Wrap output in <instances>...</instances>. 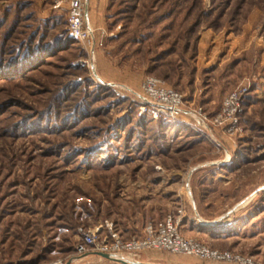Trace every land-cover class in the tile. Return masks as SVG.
<instances>
[{
	"label": "rangeland",
	"instance_id": "1",
	"mask_svg": "<svg viewBox=\"0 0 264 264\" xmlns=\"http://www.w3.org/2000/svg\"><path fill=\"white\" fill-rule=\"evenodd\" d=\"M60 1L0 0V264L68 258L79 227L108 219L139 237L169 215L182 236L264 264V0H106L89 19L94 59L70 40ZM150 76L209 119L248 87L241 130L142 112ZM225 165L214 206L198 205L196 182L210 176L199 169ZM192 201L205 218L232 212L212 234L187 220ZM134 260L227 264L159 251Z\"/></svg>",
	"mask_w": 264,
	"mask_h": 264
},
{
	"label": "built area",
	"instance_id": "2",
	"mask_svg": "<svg viewBox=\"0 0 264 264\" xmlns=\"http://www.w3.org/2000/svg\"><path fill=\"white\" fill-rule=\"evenodd\" d=\"M61 4H64L67 10L66 25L70 39L82 43L88 55L94 59L99 43L89 22L86 0H62L56 7ZM140 89L143 101L140 110L152 114L156 120H178L184 115L191 118L192 129L195 131L206 130L209 123L220 126L226 133L234 134L241 130L238 125L243 98L248 89L246 86L227 93L220 110L210 119L201 109H184L183 96L153 76L145 78ZM180 223L179 218L169 215L161 221L148 223L143 230V236L139 238H123L116 230L115 224L108 219L92 229L79 227L72 256L47 264H78L84 258L93 256L103 260L105 264H135L138 262L134 258L148 251L194 257L213 263L254 264L251 256L244 257L232 251L213 250L201 242L182 236L179 231ZM97 254L109 255L110 259L106 260Z\"/></svg>",
	"mask_w": 264,
	"mask_h": 264
},
{
	"label": "crops",
	"instance_id": "3",
	"mask_svg": "<svg viewBox=\"0 0 264 264\" xmlns=\"http://www.w3.org/2000/svg\"><path fill=\"white\" fill-rule=\"evenodd\" d=\"M86 2H87V14H88L89 19L91 18V15L93 16V18L95 16L96 17L95 19H97L99 16H102V12L105 9L104 6H105L106 0H86ZM95 7L96 8L98 7V8L96 9ZM99 8H100V10H102V12H99ZM94 9H96V12L94 11ZM207 169L210 171H207ZM229 169H232L231 165L221 166L220 168H218L217 166H214V167L208 166V167H202L199 169V170H203L202 171L203 174H208L210 176L201 177L198 180V182H196L197 190H200V191L202 190V192L199 193L200 196L198 197V200H197L198 205H202L205 207L214 206V203H212L211 201H208L207 199L211 195L213 198H215L214 195H216L215 194L216 192L211 194V193H209V190H214V189L218 188L219 183L217 181L219 179L218 178L219 175H217L216 173L219 171L224 172L225 170H229ZM231 171H233V170H230V172ZM220 177H222V176H220ZM223 184L226 185L228 183L223 181ZM254 195H256V194H254ZM254 197H256V196H254ZM253 198L248 197L245 199V201L239 203V205L249 203ZM192 205H193L192 211H194V216H193L194 218L190 217L187 220L192 221L191 223L193 225H195L196 227H198L199 229L200 228L204 229V230L208 231L209 233L212 232V234L213 233L215 234V232L217 233V231L218 232L220 231V230H217V228H219V225H222V224H220L223 221L222 219H224L226 216H229V214L232 212V211H229V212L225 213L224 215L220 214V215H217L215 217L205 218L196 212L197 209H196V205H195L194 201H192ZM215 221H218L215 225L208 226V225L204 224V223H213ZM115 228L121 234V236L123 238H125L124 237L125 235L122 234V232L119 230V228L117 227L116 224H115ZM140 233H141V236H143V231H141ZM141 236H139V237H141ZM210 236H213V235H210Z\"/></svg>",
	"mask_w": 264,
	"mask_h": 264
},
{
	"label": "water",
	"instance_id": "4",
	"mask_svg": "<svg viewBox=\"0 0 264 264\" xmlns=\"http://www.w3.org/2000/svg\"><path fill=\"white\" fill-rule=\"evenodd\" d=\"M217 222L218 221H215L213 223H204V224L210 226V225H215ZM97 255H99L100 257H102V258H104L106 260H109L110 259L109 255L108 256L107 255H104V254H97ZM66 264H69V262L66 263ZM124 264H129V263L124 262ZM135 264H150V263H140L139 262V263H135ZM155 264H157V263H155Z\"/></svg>",
	"mask_w": 264,
	"mask_h": 264
},
{
	"label": "trees",
	"instance_id": "5",
	"mask_svg": "<svg viewBox=\"0 0 264 264\" xmlns=\"http://www.w3.org/2000/svg\"><path fill=\"white\" fill-rule=\"evenodd\" d=\"M67 31H68V29H67ZM69 36V35H68ZM70 38V37H69ZM71 40V39H70ZM243 105H244V101H243Z\"/></svg>",
	"mask_w": 264,
	"mask_h": 264
}]
</instances>
